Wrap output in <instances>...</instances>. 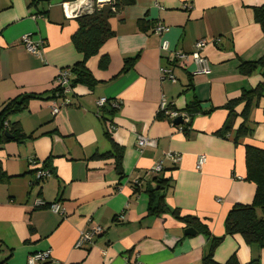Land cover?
<instances>
[{
    "label": "crops",
    "instance_id": "1",
    "mask_svg": "<svg viewBox=\"0 0 264 264\" xmlns=\"http://www.w3.org/2000/svg\"><path fill=\"white\" fill-rule=\"evenodd\" d=\"M262 6L264 0H136L110 20L115 36L87 64L98 81L94 89L75 87L70 105L58 114L53 101L32 100L26 111L12 115L11 123L36 138L0 147V163L10 177L0 183L1 264H28L29 256L47 250L51 259L44 264H126L135 255L143 264H202L208 245L203 233L186 236L190 227L168 211L149 215V192L159 190L161 178L169 180L161 191L168 208L196 217L212 236L224 238L215 251L217 263L235 255L240 264H264V249L225 235L228 212L251 204L256 193V185L245 180V147L264 149V94L250 113V137L236 144L234 133L216 134L228 117L222 107L263 82L261 70L247 77L238 70L241 61L264 57V31L254 18V9ZM92 10L93 0H0V111L21 94L50 92L59 71L82 60L72 36L77 16ZM139 20L151 25L148 32L139 30ZM158 23L168 28L162 36L153 31ZM27 34L45 40L42 58L21 46ZM203 39L210 42L203 54L211 74L193 76L195 67L188 65L175 70L176 84L162 82L159 69L167 56L161 42L191 53ZM105 55L110 65L103 70ZM134 58V67L120 74L124 61ZM101 98L118 102L120 109L108 114L110 106H97ZM162 99L178 111L194 100L204 112L216 110L195 116L185 135L158 119ZM109 123L116 129L110 131ZM106 133L124 150L123 176L112 158H93L112 152ZM139 136L156 145L141 151ZM168 153L180 157L177 165ZM199 156L207 158L201 170ZM32 160L48 162L51 177L33 185L32 171L39 166ZM159 162L164 169L153 174ZM39 200L61 204L63 213L37 206ZM92 225L103 233L94 244L76 248L80 233Z\"/></svg>",
    "mask_w": 264,
    "mask_h": 264
},
{
    "label": "trees",
    "instance_id": "2",
    "mask_svg": "<svg viewBox=\"0 0 264 264\" xmlns=\"http://www.w3.org/2000/svg\"><path fill=\"white\" fill-rule=\"evenodd\" d=\"M76 1V0H70ZM136 0H111L106 3H99L98 0H93L92 12H86L78 15L76 18L78 29L72 36V43L75 49L82 54L83 58L69 69L73 75L70 83L72 91L75 87L81 85L89 89H94L98 85V81L93 77L87 67L88 62L100 54L101 49L106 42L115 36V32L111 27L110 20L116 17L123 9L135 5ZM255 21L261 26L264 31V6L254 9ZM140 31L148 32L151 25L145 20L137 22ZM137 58L127 59L124 61L123 68L120 74L126 73L134 67ZM110 65V58L105 55L100 60V68L105 70ZM239 73L242 76H251L256 71L261 70L263 82L255 89L244 90L240 97L230 100L222 109L228 112L227 120L216 134L220 137H226L230 133H234V142L237 144L240 139L250 137L253 134V128L250 126V113L257 106L258 101L264 94V57L256 62L241 61L239 65ZM64 97L63 89L55 86L50 92L42 94H21L14 99L1 105L0 111V147L3 145L16 142L19 144L25 143L27 140L35 139L34 133L25 134L20 123H11L9 118L12 115L22 113L28 109V105L32 100H49L54 101ZM170 110H175L169 107ZM240 109V111H239ZM216 109L204 112L201 107V102L198 100L191 101L187 104L184 110L178 111L182 115H186L189 119L177 128L183 129L185 135L189 133L191 120L199 114H209ZM108 114H114L115 109H106ZM241 118L240 124L236 127L237 120ZM158 119L169 120V117L164 113H159ZM107 120V119H104ZM8 133L9 136L6 134ZM109 140L112 142V152L106 154H95V159H110L114 160L116 171L120 176H123V158L124 150L111 139L106 133ZM246 159V178L245 180L256 185V193L253 202L248 205L236 204L228 212L225 219V235L226 236H241L247 245H257L260 249H264V149L247 145L245 147ZM43 169L48 168V162L42 163ZM36 174L37 171H32ZM51 172V170H50ZM10 181V177L4 171L0 163V183ZM168 181V182H167ZM44 180L34 178L33 185L40 184ZM165 185H169V180L159 179V190L149 192L150 205L149 215H160L164 212H170L177 220L193 228L197 232L203 233L208 238V245L202 264H220L214 260L216 249L223 242L224 238L214 237L210 233L207 226L202 224L200 220L192 216H182L177 209L171 210L165 203L164 195L161 191L165 189ZM51 204H46L49 207ZM12 252V250H10ZM1 264V262H0ZM224 264H240L237 257L232 256ZM247 264H260L259 260L251 261Z\"/></svg>",
    "mask_w": 264,
    "mask_h": 264
},
{
    "label": "built area",
    "instance_id": "3",
    "mask_svg": "<svg viewBox=\"0 0 264 264\" xmlns=\"http://www.w3.org/2000/svg\"><path fill=\"white\" fill-rule=\"evenodd\" d=\"M154 34L157 36H162L168 31V28L161 23H158L154 29ZM21 46L24 50L31 54L36 55L39 58H42L45 50V40L43 39H33L32 34H27L21 37L20 40ZM210 44L207 40H198L194 45V50L191 53H185L181 51L172 50L167 41H162L160 45V51L167 56V64L161 66L159 69L160 77L162 82H169L176 84L178 82V77L176 75V69H187L188 65H194L195 71L192 73L193 76H209L211 74V64L210 61L204 56L203 52L205 48ZM73 75L69 69H62L59 71L58 76L56 77L55 86H58L63 89L64 97L58 98V100L53 101V113L58 114L63 108H66L70 105V95L72 94V89L70 87L71 79ZM98 108L102 109L106 106H110L112 109L119 110L120 104L116 101H110L106 98H101L97 101ZM159 112H164L168 117L170 123L177 127L174 122L179 117H182L184 122H188L189 119L186 115L178 113L176 110H170L168 103L165 99H162L160 103ZM116 127L113 124L109 123V130H115ZM181 129V128H180ZM138 148L142 151L144 148H151L156 145V142L148 137L139 136L137 140ZM165 157L174 164H178L180 157L177 154L168 153ZM207 158L206 156H199L197 163V170H201L205 164ZM163 162H159L153 169V174H161L163 171ZM32 166L37 167L35 174V179L37 180H46L51 177L52 173L50 170L43 169L42 163H38L35 160L31 161ZM37 206L45 207L46 204L43 201H37ZM50 211L55 214L61 215L63 213V208L59 203H53L47 207ZM103 228L98 225H92L89 230L83 231L80 233L79 240L76 244V248H81L85 245L94 244L96 238L103 233ZM51 250L45 252L35 253L28 258V264H44L51 259ZM126 264H143L137 260V255H135L134 261L127 262Z\"/></svg>",
    "mask_w": 264,
    "mask_h": 264
},
{
    "label": "water",
    "instance_id": "4",
    "mask_svg": "<svg viewBox=\"0 0 264 264\" xmlns=\"http://www.w3.org/2000/svg\"><path fill=\"white\" fill-rule=\"evenodd\" d=\"M184 123V120L182 117H179L178 119L175 120L174 124L175 125H182ZM7 136L8 133L6 134ZM198 232L196 230H194L193 228H188L186 231H185V235L186 236H195Z\"/></svg>",
    "mask_w": 264,
    "mask_h": 264
}]
</instances>
